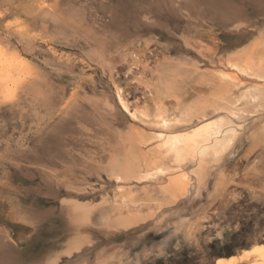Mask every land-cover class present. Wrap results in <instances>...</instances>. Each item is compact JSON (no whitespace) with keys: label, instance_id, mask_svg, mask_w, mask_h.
<instances>
[{"label":"rangeland","instance_id":"374dc122","mask_svg":"<svg viewBox=\"0 0 264 264\" xmlns=\"http://www.w3.org/2000/svg\"><path fill=\"white\" fill-rule=\"evenodd\" d=\"M263 79L264 0H0V264L264 246ZM222 112L227 149L161 153Z\"/></svg>","mask_w":264,"mask_h":264},{"label":"bare ground","instance_id":"6f19581e","mask_svg":"<svg viewBox=\"0 0 264 264\" xmlns=\"http://www.w3.org/2000/svg\"><path fill=\"white\" fill-rule=\"evenodd\" d=\"M236 69L237 66H232ZM243 73V72H242ZM264 80V79H263ZM264 84V83H263ZM119 100L124 110L128 108L121 96ZM231 113L222 112L216 115L213 119L206 120L205 123L186 133H166V129L170 127L171 120L165 113H162L159 118L161 130L157 133L158 138L162 141L161 153L171 156L183 157V153L187 147L195 151L197 155L205 154L208 150L219 148L225 150L231 146L234 137L239 132L240 126L234 120ZM159 125V127H160ZM188 150V149H187ZM214 150V149H212ZM217 151L220 152V151ZM209 152V151H208ZM164 172L163 169H157L154 173H149V177H157ZM264 264V246H255L250 250L244 251L240 257L222 258L217 261V264Z\"/></svg>","mask_w":264,"mask_h":264}]
</instances>
